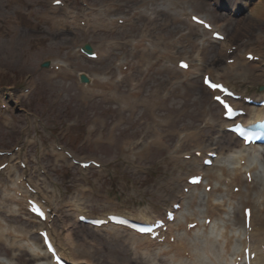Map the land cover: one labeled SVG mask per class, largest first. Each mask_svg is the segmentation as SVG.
Instances as JSON below:
<instances>
[{"label": "bare ground", "instance_id": "obj_1", "mask_svg": "<svg viewBox=\"0 0 264 264\" xmlns=\"http://www.w3.org/2000/svg\"><path fill=\"white\" fill-rule=\"evenodd\" d=\"M128 1L132 0H115V2L112 3L113 9L121 10V8L127 5ZM205 1H208V3L210 2L211 4L218 2L219 5L221 0ZM231 2L229 3V9H227V11L229 13H235V11L238 13L241 11V13L237 16V23L234 25V28L230 34H228L227 26L228 23L231 22V19L223 18V21H218L220 23L216 22L212 13H206L202 10V5L204 4L203 0H134V2L131 4V8H133L132 13L125 16H114L118 17L116 19H122V21L127 22L129 25H131V28L136 26L138 20H145H143L144 24L140 28L139 34L136 37L130 36V38L127 39L128 45H130L132 50L127 53V56L124 54L125 57L120 58L117 63L118 67L126 65L128 73L126 75H120L118 73L120 70L117 69V66L116 71L114 72H111L110 70L99 71L94 67H92L90 70L86 69V71L91 75L98 76L97 80L100 81V84H96L95 88L85 91L82 94V97L85 96V98L89 99L90 97L98 96L101 100L116 102L118 106L117 116H119L120 112L124 110L133 113L137 107H141L147 112L150 120L147 121L148 123L146 124V128L153 130V135L149 137L147 142L145 141L140 146L137 145V141H132V144L128 146L125 142L123 144V146L125 145V149H123V151H125L127 155L131 156L132 159L136 158L142 152H144L146 155L148 153L147 150L149 145H151L150 151L155 148H157L159 151L166 150L168 147L167 140L164 138L165 134L159 136L157 134L159 129L155 125H167L168 123L174 124L179 119L176 118L174 114H167L165 116L156 114L155 108H157L158 105L161 108L166 107L163 103H161L163 105L158 104L160 100L165 101V97L171 94L183 96V98L187 99L195 89L199 90V93H201V96L204 98L209 95L207 89L202 87L201 84L197 86L195 80L202 72V70H200V64L204 63L210 54H214L215 50H217V57H215L211 62L212 66L214 65V70L206 68L204 72L211 74L215 81L224 82L225 84H227V80L231 77H240L243 81L249 79L250 82L248 83H250V85L261 84L263 91L259 92L255 96L260 97L258 99L256 98L257 100L264 99V69L262 67V63L264 64V53L262 54L261 51H257L256 54L259 58L257 57L256 61H248L247 59H244V57L245 54L249 53L250 50H244L245 43H241L245 38L252 42L253 38L251 36H247V33L251 31L254 32V30L257 29L256 20H259L260 18L264 19V0H231ZM106 6L108 7V5ZM90 7L93 6H87V8L84 9V13L88 12ZM106 13L107 10L105 6H100L97 12H93L91 14V19L89 20V25L91 26H89V32L87 33L91 35H97L98 29H100L99 27L101 25L105 27L109 25V20L107 19ZM190 14L197 15L209 21L213 30L218 31L223 35L226 34V37L224 36L222 41L216 42L218 45H214L215 42L209 38V32H205L199 26L193 25L189 22L188 16ZM117 15H120V13L118 12ZM114 17L112 15V18ZM179 22L180 24H183L182 30L170 35V37L164 35V32L166 33L167 29L173 23ZM112 26L114 29L120 26H118L115 18L112 21ZM13 28L14 26L11 27V29ZM31 32L33 33L38 31L35 30ZM7 33L9 35H13L14 31ZM50 34L52 33H49L48 35L50 36ZM36 35H39V33ZM53 36L59 35L55 33ZM254 40L261 41L259 37H256ZM103 45L104 41L102 40H100L99 43L94 44L96 47L95 49L102 53L104 52ZM186 46H190L191 50L185 53L179 52V54L177 50L180 48H185ZM234 46L236 49H239L235 51L233 49ZM152 49H158L159 52L167 51L169 53H174V55L177 57H180L175 60V66L171 67V69H168V80L163 86V92L158 94V89H160V87L155 88L150 97L146 98L142 94L145 83L139 78V76L150 65L152 56L154 54H151L149 50ZM46 50H48L47 47ZM240 54L242 55V60H237L236 58ZM229 58L235 59L233 60V64H227L225 60ZM180 60H183L187 63L186 71L178 69L177 62ZM136 73H139V75L135 76ZM181 74H183V76H181ZM25 78V81H27L29 77ZM123 79L128 82V91L126 92L125 90H120L122 92L120 93L118 92V88L120 89V84ZM103 82L112 83L113 90L105 91L103 89ZM166 87L171 88L169 91H166ZM240 90L241 91H239V93H245V88ZM123 92L126 94H123ZM140 92L141 94L139 96ZM123 97H125V100L116 101L114 99H120ZM152 97H155V102L151 99ZM211 103L212 101H209L208 104L210 105ZM182 113L183 111L178 112L177 116L180 117ZM263 116L264 107L248 106L246 116L243 119L246 123H248ZM204 119L207 121L206 124L208 125L203 127L206 128L207 126H210V128H212L213 125L218 127V133H222L223 135L221 136V139H219L218 134V136H209V141L207 142L199 143L198 138L202 137V130H196L193 133L183 132V134L181 131L178 134L180 141L177 144V148L170 152V154H174L172 158H178V155H180L178 150L184 147H181L182 143L190 140V142H193L191 143L192 149H216L218 153L217 157L213 160V167H206L207 169L200 167L195 158H191L189 160H182L181 158L179 163L190 167L192 171L207 170L209 172H213L214 179H216V175L221 167L228 169V175L235 174L237 168L240 170L243 169L244 171H250L252 181V207L253 210L256 211L254 214V220H259L262 222L260 229L248 230L243 227L241 220L242 210L241 213L239 210V207L243 203L241 197L232 198L225 189L214 190L212 188L209 192H203L196 187L190 188L186 194L179 198V204L181 206L175 212L174 221L168 224V233L174 236L172 243L166 241L164 243H155V245L147 244L144 248H140L137 246V244L138 242H142L145 236H139L130 231L129 233H125L128 238L124 240L121 238V240L118 238L123 237L122 234L124 232L120 231L118 227L106 225L100 228H95V230L98 231L106 230L105 234L109 231L112 232L110 236L104 234L105 239H118L122 242L121 245L124 250H117L116 254L121 255L122 257H117L118 263L116 264H235L237 256L241 255L239 248H241L245 238L248 237L254 240V242H257V244H254L253 246L254 250L251 251L254 253V257L249 259V264H264V254L261 252L262 248H264V148L261 149L258 146H242L241 143H239L231 134L221 132L222 125L229 122L224 121L218 115L215 118H211L210 114L206 112L203 114L202 120ZM119 122L116 121L115 125L118 126ZM95 124L98 125L99 122L96 121ZM110 129L115 130L116 128L111 126ZM212 130H214V127ZM177 132L178 130L175 129L169 131V133ZM224 137H228L231 140V143L224 144ZM229 144H231V147L228 146ZM133 146L140 147V150H132L131 148ZM53 152L55 153L54 149ZM180 153L183 154V152ZM58 155L59 154L57 153V157ZM239 157L245 158L243 165L238 161ZM80 159L87 160V158ZM172 179H174L172 180V182H174L173 185H175L176 182L179 183V181L175 178ZM205 180L207 181L206 176ZM169 184L171 183L167 181L165 185L166 190H157V195L160 198L167 197L170 190H172L173 185L169 186ZM8 186L9 185H4V187H2L1 185V189H3V195L6 199L9 193ZM239 186L241 191L245 189L243 184H239ZM48 189L51 190L52 188L49 187ZM47 196L51 198V195L47 194ZM176 196L171 198L172 202L176 199ZM222 199H226V205L224 208L222 207ZM208 201H210V207L218 208L221 211H218L216 214H214V216H212L208 225H204L200 222V220L202 217L204 218V215L207 214L205 212V204ZM70 204L71 203H68L64 206L70 207ZM20 205L21 206H17V204L15 205L13 198H11L9 202L7 199V202L5 203V207H7V209L5 208L7 210L6 212L14 215H26V213H21L26 209V201L24 206L22 204ZM163 206L164 204L162 207ZM43 207L48 208L49 205L45 202ZM73 207L74 206L70 208H63L62 211L68 212L70 215L72 214L70 209ZM261 209H263V213H260ZM50 212L48 214L46 213L47 221L49 219V215L51 214ZM108 212H111V210ZM163 213V210L160 211V208L155 209V207L152 206H145L140 208L137 214H132L137 216L131 217L136 218L135 221L150 222L155 218L162 217ZM76 216L77 214H74L75 219ZM188 218L197 221V225L189 229V232H186L187 230L182 227V222ZM52 222L56 223V215L54 216ZM252 222L253 219L252 216H250V224ZM75 225V222L72 221V226ZM53 226L54 227L50 229V235L52 236V241H54L55 244L57 243L56 245H58L61 249L60 251L63 257L73 260L76 264H96L95 249H92L93 245H89L92 243V239H88L87 236L84 235L85 233L82 235L83 237L79 238L75 236L74 230H67L62 226L58 227L57 224H54ZM9 229L14 228L1 219L0 241L7 248L12 249V252L8 257L4 255L0 256V264H17V258L15 256L18 257L20 254L18 250L21 249V243L18 241V239L5 236V233H8ZM24 230L25 229H22L20 232L24 233ZM228 236L230 237L229 239ZM224 240L226 242L225 244ZM27 242L32 243L28 240ZM176 242L180 243L182 247L188 252V259H190L189 261H187L184 257L177 258L173 254L174 251H180L176 246ZM32 245L33 249H30V252L34 254L36 258H41V260H37L35 264H52L50 262V257H47V259L49 258V261L46 260V255L44 254L45 252L41 249L40 244L34 242ZM159 251L162 253L161 256L159 255ZM112 259L113 258H111L110 262H113Z\"/></svg>", "mask_w": 264, "mask_h": 264}, {"label": "rangeland", "instance_id": "obj_2", "mask_svg": "<svg viewBox=\"0 0 264 264\" xmlns=\"http://www.w3.org/2000/svg\"><path fill=\"white\" fill-rule=\"evenodd\" d=\"M23 1L26 4L21 6L16 2L10 3V0H0V25L15 10L20 9L25 13V10H32L37 14L46 11L48 7L46 0ZM91 1L96 4L105 3L102 0ZM109 1L115 2V0ZM133 2L134 0L128 1L127 7L123 11L111 8L109 12L127 14L130 12ZM206 9L209 10L210 8L206 6ZM143 20H138L136 26L132 30H126V32L120 28L114 32H108L106 36L101 33L97 35L86 34L82 31L73 35L57 34L59 36H53V34L50 35V42H47L49 40L46 33L48 28L43 24H41L42 32L37 30L38 32L32 33L27 26L21 25L15 36L0 34V38H3L0 39V89L6 92L9 90L18 92L19 88L24 86L25 77H31L35 81L33 92L27 98L22 97L20 99L21 109L15 112L13 110L7 112L10 120L0 122V149H10L19 141L23 144L24 139L28 138L32 140V143L29 144L30 146L22 148L23 152L26 151L32 156L31 154L40 153L41 148L45 153L46 150L48 151V154L42 157L48 181L38 182L41 189L45 186L53 189L54 204L67 202L70 198H81L86 204L84 210L94 215L108 210L107 206H104L106 199H109L110 206L115 207L111 208L113 210H121L125 207L136 211L140 205L148 202L155 203L158 196L152 188L155 185H160L159 176L163 173L161 170H164L166 164L171 165L167 155L177 146V133H169V131L172 129L178 130V133L184 130L190 131L199 124L200 110L207 105L208 98L202 97L197 89L192 91L193 95L187 99L171 94L172 96L168 97L164 104L166 107L155 108L156 113L161 116L174 114L179 119L174 124L155 125L159 129L157 132L159 136L165 134L164 138L167 140L168 147L166 150L159 151L155 148L150 151L151 145H149L148 150L146 149L148 151L146 155L142 152L137 156L139 158L132 159L123 151L125 149L124 142L128 146L132 144V141H137V145L140 146L153 135V130L146 128L150 118L145 111H142L141 108L133 113L124 110L117 116L118 106L116 102L101 100L98 97H90L89 99L85 96L82 97L79 90L70 81H64L61 77L50 79L47 73L39 67V63L48 56L56 57L59 55L66 58L73 44L76 43L88 42L94 45L100 40H107L106 38L111 37L112 34L121 41L130 36L136 37L138 30L144 24L145 20ZM236 23V21H231L227 26L228 34L231 33ZM256 24L259 30V27L264 25V20L260 18L256 20ZM177 26L178 24L171 26L166 33L164 32V35L173 34V29H176ZM135 28L137 30H134ZM37 33L39 35H36ZM39 36L43 40L46 39L43 45H32L31 39ZM247 36L252 37L253 31L247 33ZM123 46L125 45L121 44L118 50H113V53L104 63L73 58V64L78 69L94 67L97 70L108 68L110 71H114L113 65L118 56L125 49H129L128 46ZM248 47L253 51L259 48L256 42H250ZM261 47L264 49V44ZM216 52L215 50V53L208 57L207 62H211L216 57ZM165 79V73H157L155 83L146 85L148 95L150 96L149 92L155 88L156 83L164 84L162 81ZM248 82H250L249 79L243 81L231 78L229 80L235 89L246 88L249 94L259 92L260 86H249ZM125 85H128L127 81H125ZM124 89L126 90L123 86L122 90ZM211 110L214 114L216 113L213 107ZM182 111V115L178 117V112ZM37 119L39 120L37 121ZM96 121L99 122L98 125L95 124ZM116 121L122 122L116 126ZM111 126L116 129H110ZM53 142L65 146L77 157H93L102 160L110 169L109 175L106 176L107 179L95 181L93 177H97V174L90 172L88 178L92 182H82L80 175L83 174L76 167H67L68 162L63 161V159L58 160V165L56 164L57 166L54 167V157L49 153ZM184 146L186 148L189 145L185 143ZM131 149L140 150V147L133 146ZM28 163L32 164V161L29 160ZM82 188L90 196L82 195ZM87 197L89 198L88 201L86 200ZM116 201H119L121 206H118ZM157 205L160 206V204ZM4 213V210L0 209V215H5ZM70 218L72 217L65 215L63 222L67 223ZM74 234L79 238L83 237L84 234L88 239H92L93 244L90 243L89 245H93L92 249H95L96 264H109V258L117 255V250L121 247L114 241L102 240L99 238L101 236L88 228L80 227L75 230ZM0 253L9 255L10 249H6L0 244ZM112 264L116 263L112 262Z\"/></svg>", "mask_w": 264, "mask_h": 264}, {"label": "snow or ice", "instance_id": "obj_3", "mask_svg": "<svg viewBox=\"0 0 264 264\" xmlns=\"http://www.w3.org/2000/svg\"><path fill=\"white\" fill-rule=\"evenodd\" d=\"M212 87H219L218 85H212ZM217 99H220L219 97H217ZM226 107H228L227 105H225Z\"/></svg>", "mask_w": 264, "mask_h": 264}]
</instances>
